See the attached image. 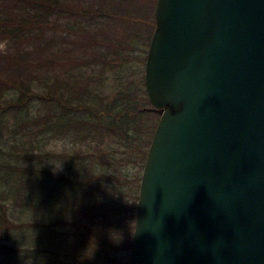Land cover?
<instances>
[{
	"label": "trees",
	"instance_id": "16d2710c",
	"mask_svg": "<svg viewBox=\"0 0 264 264\" xmlns=\"http://www.w3.org/2000/svg\"><path fill=\"white\" fill-rule=\"evenodd\" d=\"M138 1L0 0V264H110L131 235L122 162L159 114L123 81Z\"/></svg>",
	"mask_w": 264,
	"mask_h": 264
},
{
	"label": "water",
	"instance_id": "95a60500",
	"mask_svg": "<svg viewBox=\"0 0 264 264\" xmlns=\"http://www.w3.org/2000/svg\"><path fill=\"white\" fill-rule=\"evenodd\" d=\"M154 21L128 264H264V0H156Z\"/></svg>",
	"mask_w": 264,
	"mask_h": 264
},
{
	"label": "rangeland",
	"instance_id": "374dc122",
	"mask_svg": "<svg viewBox=\"0 0 264 264\" xmlns=\"http://www.w3.org/2000/svg\"><path fill=\"white\" fill-rule=\"evenodd\" d=\"M155 3H156V0H139L136 4L138 6H144V5L146 6L144 7L145 12L143 14V18L145 17L144 18L145 22L146 20L148 22H147L146 27H144L143 25L141 29L143 30L144 28H146L147 33H145L144 31V34H142L141 36L137 34L138 35L137 38L133 40V51H132V54H130L131 57L128 63L129 67L127 66L128 70H126L127 76L126 78L124 76L123 81H125L126 79V82L128 83V85L134 86L135 90L139 91L138 92L139 95L140 93L142 94V89L143 91H145L144 68H145V62H146L150 39H151L153 30L155 28L154 13L153 15H151L150 11L152 7L153 9L155 8ZM4 48H5V45L0 43V51L3 50ZM114 78L115 76L109 75L108 80L104 81V84H105V85L103 84L104 91L112 90L114 84L117 83L116 78L115 79ZM137 97L139 96L137 95ZM141 105L143 104H140L139 106ZM150 109L155 110L152 106L150 107ZM155 116L156 117H154V119H153V116H151V118H147L145 120L144 124L142 125L143 134L140 133L138 136V140H137L138 145L137 144L133 145V147L131 148V151L129 152V158H127V161L122 162V164L126 163V165L122 167V170H123L122 173H124V175L126 174L125 177L127 178V180L124 183L122 181L123 194L125 195L124 198L126 197L125 198L126 205L123 208L122 225L124 226V228H127L126 225L128 226V228H130L129 233L131 235L128 236L126 242L124 243L123 249H121L118 253L113 254L110 264H128V261H129L140 180H141V175H142L145 159L147 156V152L150 146V142L154 134L153 132L152 136L150 137L148 135L146 127L148 126L151 127L152 123L155 120V126L153 130L155 131L160 115L156 114ZM109 141L110 140L104 141V144L102 146L104 149L109 148V146L110 147L114 146L113 142H109ZM66 149L68 150L69 148H68V145L64 141L53 140V141L48 142V145L46 146L45 150L56 155L57 153H60L61 151L66 150ZM119 152L122 153L123 149L120 148L116 150L114 156H115V159L117 160L121 156ZM106 168L108 169V167ZM117 168L119 170L120 167L117 166ZM110 169H113V168H110ZM114 170L115 169H113L111 173L115 176H118L117 175L118 173H116ZM109 172L110 171L108 170V173ZM106 264H109V263H106Z\"/></svg>",
	"mask_w": 264,
	"mask_h": 264
}]
</instances>
